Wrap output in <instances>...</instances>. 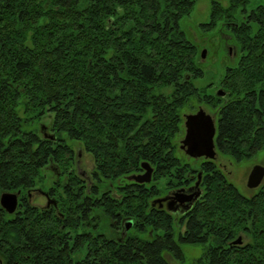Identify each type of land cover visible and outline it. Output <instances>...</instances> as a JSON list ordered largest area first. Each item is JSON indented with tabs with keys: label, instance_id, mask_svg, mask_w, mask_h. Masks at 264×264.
<instances>
[{
	"label": "trees",
	"instance_id": "1",
	"mask_svg": "<svg viewBox=\"0 0 264 264\" xmlns=\"http://www.w3.org/2000/svg\"><path fill=\"white\" fill-rule=\"evenodd\" d=\"M224 1L212 0L208 25H224L239 52L219 96L200 94L192 82L201 75L198 50L179 20L196 0H0V196L24 193L48 164L74 172L66 136L93 158L95 203H106L111 214L138 208V231L147 236L119 239L112 229L108 238L95 236L92 264H170L163 252L180 258L181 242L203 245L198 264H260L261 257L216 256L226 244L197 236L203 227L224 235L232 224L234 186L212 163L205 166L203 196L178 237L169 216L149 204L176 165L180 109L191 97L215 108L221 152L243 158L264 147V0ZM44 117L49 123L39 130ZM142 162L154 167L149 182L130 177L143 172ZM70 179L68 186L90 185L80 175ZM112 189L121 197L106 199ZM261 228L243 250L262 252ZM52 231L0 205V252L11 255L4 260L23 264L24 253H38L42 261L45 252L48 264H65L54 253L69 244Z\"/></svg>",
	"mask_w": 264,
	"mask_h": 264
},
{
	"label": "flooded vegetation",
	"instance_id": "2",
	"mask_svg": "<svg viewBox=\"0 0 264 264\" xmlns=\"http://www.w3.org/2000/svg\"><path fill=\"white\" fill-rule=\"evenodd\" d=\"M228 38L230 39V36ZM227 43L229 42L224 41L225 46ZM231 46L234 48V53L231 52V48L228 50L229 53L237 55L236 46L234 44ZM236 63L237 61L234 60L233 65L235 66ZM222 88L219 91L223 92L222 96H224L225 91H222ZM215 125V150L216 152L218 150V152L223 153L218 149L216 140L217 118ZM184 135L185 126L183 137L179 139L178 143L179 148L185 153V149L181 148V141ZM218 152L215 158L206 156L193 157L186 153V158H173L172 164L176 163V165L170 166L166 174V178L169 179L168 185L162 186V192L157 193L150 199V209L166 213L174 228H177L175 232L177 234L176 237H178L188 228L187 223L193 216L192 213L197 202L203 196L204 188L201 182L207 173L205 166L206 163H212L214 170L218 171L234 186L231 209L232 224L224 235H222L221 230L218 231L219 235H213L203 227L197 235L198 238L210 241L211 243H213L214 239L224 242L226 244L225 247L228 248L227 251H218L216 252V256L223 255L225 257L232 256L236 258L237 256L250 255L251 257H261L260 264H264V249L262 252L243 250L247 245L256 242V235L263 231L261 226L264 225V158H252L257 152L250 157L243 158L227 154L232 157L230 158L231 163L235 168V172L230 171L232 174L231 178L234 177L239 182L240 186H238V184L231 181L228 174L224 173L222 168L217 164L216 159L219 158ZM74 161L76 168V158H74ZM51 167L54 166L51 165ZM255 167H260V172L263 173L258 183L251 186L249 185V177ZM240 168L242 173L239 172ZM73 175L82 176L86 179V184L90 185L82 187L76 186L73 183V185L68 186V183L72 181L70 177H73ZM91 176V172L88 175L84 171L79 172L77 169L72 172L70 170H58L54 167V170L51 171H40L39 180L34 186L25 188L24 193H21L19 190L16 192L10 191L17 194V205L12 212L7 213L13 217L20 216L28 219L29 222L40 220L50 225L53 228L51 232L52 237L69 244L68 250H57L54 253L55 258L64 259L65 264H67L68 260L70 264H82L83 260H86L85 264H92L93 238L101 234L106 235L105 238H108L111 229L116 232L119 239H123L130 234L146 238L147 236H143L138 231V208H133L134 210L131 214H125L124 211L120 212V209L111 214L106 203H95L94 191L91 187ZM160 179L157 180L158 182L156 181L157 184L163 181ZM250 183H253V181L250 180ZM112 191L106 199L121 197L116 193L115 189H112ZM137 194L138 192H136V196ZM239 200L249 205L240 207ZM119 207L123 209L122 205ZM243 209H245L246 214L242 215ZM133 215L136 217L132 218ZM95 221H99L101 227L95 229ZM83 239H85V243L81 242ZM82 244L85 247L82 246V248ZM40 254H42V261L37 259L38 253H24L23 264H48L50 257L45 252ZM2 256L11 255L9 252H0V264L16 263L12 257L9 261L4 260L5 257Z\"/></svg>",
	"mask_w": 264,
	"mask_h": 264
},
{
	"label": "rangeland",
	"instance_id": "3",
	"mask_svg": "<svg viewBox=\"0 0 264 264\" xmlns=\"http://www.w3.org/2000/svg\"><path fill=\"white\" fill-rule=\"evenodd\" d=\"M223 4L226 2L224 0H219ZM211 2L212 0H196L192 10L189 14L182 16L179 20V27L184 31L185 36L197 47L198 53L194 61L199 69H201V75L192 79L193 84L198 88L200 94H216L221 87V80L226 71V68L234 64V60L237 61V55L234 53V48L231 45H235L237 48V53L239 52L236 42L232 39L229 40L228 32L224 25L223 29L216 25L214 27H209L208 23L210 21L211 13ZM228 39V40H227ZM224 41L229 43L224 45ZM235 42V43H234ZM231 52L229 53L228 50ZM205 50L204 57H201V52ZM233 59V60H232ZM222 91L224 89L222 88ZM202 108L207 114L211 115L216 121L217 113L215 108L205 103H200L197 98L191 97L183 107L180 109L181 113V126L178 135L175 138V143H177L174 150L175 155L179 158H186V154L182 151L179 146V139L183 137L184 134V117L188 114H193L198 109ZM49 123L48 118H42V120L37 123L39 130L41 127ZM48 127V126H46ZM67 144H69L74 152V158L77 160L76 169L84 171L86 174L92 171L94 163L93 158L89 152L84 149L81 142L69 139L65 136ZM218 152V150H217ZM219 158L216 159L217 164L222 168L224 173L228 174V177L235 184L239 185L234 177L231 178V172H235V168L231 163V156L218 152ZM252 158H264V147L257 151V153ZM219 162V163H218ZM221 164V165H220ZM52 164H48L43 170L51 171L54 167ZM41 170V171H43ZM144 171V170H143ZM153 172V171H152ZM239 172L242 173L241 168ZM152 175V174H151ZM14 193V192H13ZM182 257L178 258L174 253L164 251L163 254L168 259L170 264H198V260L203 253V245L199 243H179Z\"/></svg>",
	"mask_w": 264,
	"mask_h": 264
},
{
	"label": "water",
	"instance_id": "4",
	"mask_svg": "<svg viewBox=\"0 0 264 264\" xmlns=\"http://www.w3.org/2000/svg\"><path fill=\"white\" fill-rule=\"evenodd\" d=\"M204 55L205 50L201 52V57H204ZM217 95L222 96L223 92L218 90ZM184 126L185 135L181 141V148L185 149V153L193 157L206 156L215 158L217 152L214 143V135L216 132L214 118L200 108L195 113L185 116ZM50 137H52V135H50ZM141 167L144 170L142 173L130 177L138 182H149L151 180L153 168L148 162H142ZM260 171V167L254 168L249 177V185L252 186L258 183L263 173ZM250 180L253 181V183H250ZM0 204L6 211L12 212L17 205V194L13 192H3L0 196Z\"/></svg>",
	"mask_w": 264,
	"mask_h": 264
},
{
	"label": "bare ground",
	"instance_id": "5",
	"mask_svg": "<svg viewBox=\"0 0 264 264\" xmlns=\"http://www.w3.org/2000/svg\"><path fill=\"white\" fill-rule=\"evenodd\" d=\"M1 205V204H0ZM2 207V206H1ZM3 208V207H2ZM4 209V208H3ZM5 210V209H4ZM6 211V210H5ZM6 212H8V211H6Z\"/></svg>",
	"mask_w": 264,
	"mask_h": 264
}]
</instances>
